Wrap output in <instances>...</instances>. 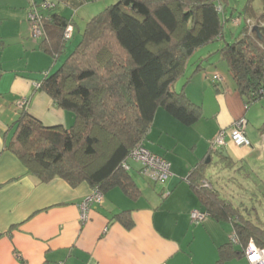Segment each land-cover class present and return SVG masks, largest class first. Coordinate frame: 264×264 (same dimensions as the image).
<instances>
[{
	"label": "crops",
	"instance_id": "0c3cea01",
	"mask_svg": "<svg viewBox=\"0 0 264 264\" xmlns=\"http://www.w3.org/2000/svg\"><path fill=\"white\" fill-rule=\"evenodd\" d=\"M96 1L0 0V264H216L234 228L200 204L190 184L198 181L192 176L194 169L201 167L204 175L198 184L207 180L242 214L264 227V203L260 200L255 205L257 193L264 199V111L258 119L252 116V103L247 105L236 90L219 55L220 46L215 50L218 56L211 51L199 57L208 62L213 54L214 62L201 63L198 71L192 73L191 68L178 79L180 90L200 106L198 119L185 125L158 107L144 137L145 147L169 162L170 175L162 182L154 181L139 163H128L135 194L129 196L119 186L99 188L103 200L90 206L85 223L78 205L95 185L72 186L60 177L42 181L6 148L23 98L25 111L45 126L68 128L74 120L72 112L58 107L40 88L43 77L58 67L66 53L55 59L44 50V21L43 34L33 37L29 12L36 8L43 20L54 12L66 19L72 26L65 42L68 52L85 23L103 9ZM248 21L251 28L253 23ZM217 73L221 78L214 80ZM240 117L247 121L250 146H238L226 137L223 152L213 151L218 132ZM212 154L219 160L217 166H222L221 174L213 178L206 174ZM228 177L241 186L240 195L225 197ZM248 178L255 189L247 187ZM193 209L206 211V217L192 222ZM124 211L132 220L129 228L116 216ZM232 244L233 251H241L239 242ZM221 264L249 263L244 255H232Z\"/></svg>",
	"mask_w": 264,
	"mask_h": 264
},
{
	"label": "trees",
	"instance_id": "16d2710c",
	"mask_svg": "<svg viewBox=\"0 0 264 264\" xmlns=\"http://www.w3.org/2000/svg\"><path fill=\"white\" fill-rule=\"evenodd\" d=\"M259 1V10L247 0L239 11L228 0H117L85 23L68 52L63 39L67 21L50 14L43 20L42 46L55 59L66 54L40 88L74 120L68 128L45 126L22 108L6 148L42 181L60 177L72 186H119L133 196L137 188L121 163L133 146L144 144L155 110L162 107L185 125L200 116V106L173 88L197 48L223 41L219 55L245 103L264 96V0ZM241 16L242 28L227 39L226 23ZM248 20L261 40L247 27ZM206 59H199L192 73ZM201 171H192L198 181ZM197 182L190 184L200 204L230 221L241 245V251H233L232 242L221 248L216 264L243 255L249 239L264 246L259 222ZM116 216L126 228L132 225L126 211Z\"/></svg>",
	"mask_w": 264,
	"mask_h": 264
},
{
	"label": "built area",
	"instance_id": "2783aa9c",
	"mask_svg": "<svg viewBox=\"0 0 264 264\" xmlns=\"http://www.w3.org/2000/svg\"><path fill=\"white\" fill-rule=\"evenodd\" d=\"M43 6H48V4H44ZM28 17L31 23L33 37L42 35V15L39 14L36 8H33L29 12ZM235 20L238 21V18ZM71 35L72 26L67 25L63 32V39L68 40ZM220 78L221 77L218 73L213 74L214 80H218ZM26 102L27 101L25 98L21 99L19 106L24 108ZM246 124L247 121L244 117L235 119L229 127L218 132L217 137L212 142L211 149L213 151H218L220 148H222V146L225 144L226 137H228L229 140L238 146H250L251 143L245 135ZM128 159L139 163L142 166L144 174L154 181L162 182L170 175L169 162L163 157L150 152L142 142L137 143L129 150L126 159L121 163V167L124 170H129L130 168L127 162ZM198 185L199 187L205 188L212 187L210 182L205 179L200 181ZM102 200L103 194L98 186H95L93 190L81 200L78 207L82 223L87 221L90 206L94 203H101ZM206 215L207 212L201 209H193L190 211V219L192 222H199L204 217H206ZM230 241L232 243L239 242L235 231H232ZM243 255L249 264H264V246H258L253 239L248 240L246 246L244 247Z\"/></svg>",
	"mask_w": 264,
	"mask_h": 264
},
{
	"label": "rangeland",
	"instance_id": "374dc122",
	"mask_svg": "<svg viewBox=\"0 0 264 264\" xmlns=\"http://www.w3.org/2000/svg\"><path fill=\"white\" fill-rule=\"evenodd\" d=\"M99 1V2H98ZM117 0H97V4L96 5H99V6H102V8H104V6H106L107 4H112L114 2H116ZM247 0H228V3L230 6H234L236 9H238L239 11L242 10V6L243 4L246 2ZM112 2V3H110ZM105 4V5H104ZM252 5L254 8H256L255 10H257V8L259 9L260 8V1L259 0H252ZM243 16H241L240 19V22L239 21H236L235 19H232V22H227L226 23V26L224 28V35L226 36L227 39H230V32L229 31H232V32H235L234 34L238 33L239 30L242 28V25H243V19H242ZM238 19V20H239ZM234 22V23H233ZM76 37V33L74 34ZM73 37V38H74ZM80 37V35H79ZM79 37L77 39L76 42H78L79 40ZM74 40V39H73ZM68 42V41H67ZM73 42L70 41L69 43H67V45H70L72 44ZM223 43V41L221 40H216L214 42H211L207 45H204L200 48H197L193 54L190 56L188 62H187V65H186V75L190 72L191 68L193 69L195 64H197V62H199V57L200 56H203L205 53H208V52H211L213 54L216 53V49L221 46ZM215 51V52H214ZM212 54V55H213ZM211 55V59L214 57V55L212 56ZM218 56V54H215ZM217 58V57H216ZM219 58V57H218ZM217 58V59H218ZM208 61V62H205L206 60H202L201 63L203 65H207V64H211L212 62H214L213 60L211 61ZM211 62V63H210ZM181 80H178L174 83L173 85V88L175 90H180V86H181ZM251 108H250V112L253 114L252 116H256L255 118L258 119V116L260 117V114H258L259 112L263 113L264 111V96L260 97L258 100H256L255 102H253L251 105ZM263 118V117H261ZM255 119V120H256ZM260 119V118H259ZM215 154H212L211 155V160L210 162L208 163V165L206 166V174L209 176V177H215L217 173H220L222 172L221 168L219 167H222V166H217V164L219 163V160L217 159L216 156H214ZM129 164H133L132 161H128ZM221 171V172H220ZM242 174H244L242 172ZM247 176V175H246ZM245 178V177H244ZM239 180V179H238ZM252 179L251 178H248L247 180L245 179V182L248 183L247 187L249 188H253L255 189L256 188V185L251 181ZM227 183V187L225 188V191H228V195H225V197L227 196H233V197H236L237 196V193L240 195V191L238 189V187H241L239 185H237V182L235 181V179L233 178H229L228 177V180H226ZM240 185L243 186L242 183H240ZM96 186V185H95ZM246 186V184H245ZM261 188V187H260ZM222 194H225L224 193V190H220ZM262 193H257V197H258V200L255 201V205L258 207V203H260L259 201L261 200L262 203H264V199L262 197ZM230 197V198H231ZM260 206V205H259ZM256 207V209L258 210V208ZM261 208V207H260Z\"/></svg>",
	"mask_w": 264,
	"mask_h": 264
},
{
	"label": "water",
	"instance_id": "95a60500",
	"mask_svg": "<svg viewBox=\"0 0 264 264\" xmlns=\"http://www.w3.org/2000/svg\"><path fill=\"white\" fill-rule=\"evenodd\" d=\"M252 30L255 31L257 37L261 40L262 38H261V36L259 35V30H258V28H257L256 26H253V27H252ZM219 151L223 152V149L220 148ZM206 162H209V157H207Z\"/></svg>",
	"mask_w": 264,
	"mask_h": 264
},
{
	"label": "clouds",
	"instance_id": "9594fccd",
	"mask_svg": "<svg viewBox=\"0 0 264 264\" xmlns=\"http://www.w3.org/2000/svg\"><path fill=\"white\" fill-rule=\"evenodd\" d=\"M232 22V21H231ZM67 26V25H66Z\"/></svg>",
	"mask_w": 264,
	"mask_h": 264
}]
</instances>
